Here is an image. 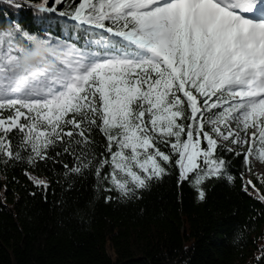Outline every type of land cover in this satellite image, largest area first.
<instances>
[{
    "label": "snow or ice",
    "instance_id": "6c2138e0",
    "mask_svg": "<svg viewBox=\"0 0 264 264\" xmlns=\"http://www.w3.org/2000/svg\"><path fill=\"white\" fill-rule=\"evenodd\" d=\"M4 2L56 12L64 0H54L52 7L49 0ZM257 2L80 0L59 15L104 29L126 45L103 57L68 49L52 68L22 64L26 49L11 40L19 33L30 44L50 42L19 27L4 32L0 155L19 158L12 145L15 133L34 163L47 159V150L57 143L87 148L92 132L99 130L107 155L95 159L83 152L70 171L94 167L96 176L111 184L109 191L124 196L163 177L173 156L181 180L195 172L200 185L219 176L224 162L214 155L218 139L246 146V160L254 152L264 159V10L255 14ZM199 194L203 199L204 192Z\"/></svg>",
    "mask_w": 264,
    "mask_h": 264
},
{
    "label": "trees",
    "instance_id": "16d2710c",
    "mask_svg": "<svg viewBox=\"0 0 264 264\" xmlns=\"http://www.w3.org/2000/svg\"><path fill=\"white\" fill-rule=\"evenodd\" d=\"M79 3L64 0L56 12H40L0 0V36L19 27L50 42L47 47L30 44L19 33L11 40L26 49L22 64L49 68L59 66L68 49L103 57L126 45L104 29L59 15ZM53 5L49 0L48 6ZM20 135L12 137L19 158L0 155V264H264V179L252 163L258 152L246 160L240 145L218 141L214 155L224 162L219 176L200 185L195 172L181 180L173 156L163 177L124 196L109 191L111 184L97 177L94 167L70 171L83 152L95 159L107 155L99 130L92 132L87 148L57 143L47 150V159L34 163L29 151L19 147Z\"/></svg>",
    "mask_w": 264,
    "mask_h": 264
},
{
    "label": "rangeland",
    "instance_id": "374dc122",
    "mask_svg": "<svg viewBox=\"0 0 264 264\" xmlns=\"http://www.w3.org/2000/svg\"><path fill=\"white\" fill-rule=\"evenodd\" d=\"M218 141L227 142V141H223L222 139H218ZM245 147L246 146L240 145L241 151H245ZM251 156L253 157V153ZM252 163L254 165L255 174L263 177V179H264V159L260 158V153H259V157L252 160ZM108 252L110 255H112V256L114 255V253L110 247L108 248Z\"/></svg>",
    "mask_w": 264,
    "mask_h": 264
}]
</instances>
